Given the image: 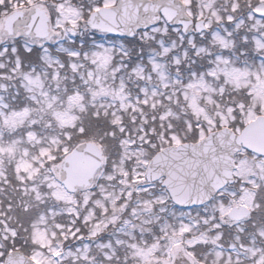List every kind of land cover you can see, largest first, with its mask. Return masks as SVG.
Listing matches in <instances>:
<instances>
[{
	"label": "snow or ice",
	"instance_id": "6c2138e0",
	"mask_svg": "<svg viewBox=\"0 0 264 264\" xmlns=\"http://www.w3.org/2000/svg\"><path fill=\"white\" fill-rule=\"evenodd\" d=\"M0 264H264V0H0Z\"/></svg>",
	"mask_w": 264,
	"mask_h": 264
}]
</instances>
